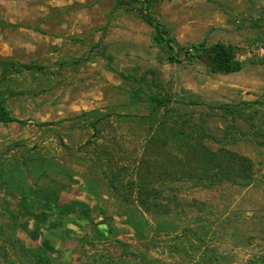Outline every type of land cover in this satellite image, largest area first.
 Masks as SVG:
<instances>
[{
  "label": "rangeland",
  "instance_id": "374dc122",
  "mask_svg": "<svg viewBox=\"0 0 264 264\" xmlns=\"http://www.w3.org/2000/svg\"><path fill=\"white\" fill-rule=\"evenodd\" d=\"M125 1L0 0V62L31 68L0 75L25 122L0 124V228L64 264H264V0L150 3L179 44L234 47L229 75L170 63ZM152 94L167 100L155 111ZM199 143L249 158L252 184L169 175ZM8 250L0 238V264Z\"/></svg>",
  "mask_w": 264,
  "mask_h": 264
},
{
  "label": "trees",
  "instance_id": "16d2710c",
  "mask_svg": "<svg viewBox=\"0 0 264 264\" xmlns=\"http://www.w3.org/2000/svg\"><path fill=\"white\" fill-rule=\"evenodd\" d=\"M116 7L128 6V2L125 0H116ZM139 1L141 8L138 10L142 17V20L150 25L154 30L153 41L157 46L166 48L169 51L174 52L167 57L170 63H180V57L205 59L210 70L216 74L229 75L238 73L241 71L243 65L237 58V53L234 47L224 45L221 43H214L207 45L205 42H199L190 45L179 44L165 29L160 22L153 18L150 9V3L154 0H132ZM145 8V9H144ZM264 46V39L263 44ZM104 58L111 65V58L105 56ZM0 68L2 70V77H5L9 71H13L18 74L22 70H30L29 66L17 64L11 61L0 62ZM111 71L113 69L109 68ZM119 76L124 80L134 81L133 76L119 73ZM1 84V82H0ZM13 94V90L10 87L5 90H0V124L17 123L19 125H25V122L14 117L5 105V96ZM133 98V96H132ZM146 101L150 104L152 110H157L164 106L167 102L164 98H160L154 94L148 96ZM39 127L50 126L51 123L37 124ZM258 142L259 145L264 146V136ZM168 162V174L174 179H190L200 186L211 188L218 183L227 182L239 187H247L252 184L254 180L253 163L252 161L238 153L227 149H219L212 151L203 144L189 145L184 153L180 156H172ZM155 166H150L148 172L155 168L156 171L163 167L161 162L154 163ZM160 165V167H158ZM142 187V184H141ZM144 190H148L144 186ZM151 190V189H149ZM75 205V204H74ZM74 205H71L72 209H75ZM134 227L135 225L132 224ZM135 228V227H134ZM136 229V228H135ZM5 237L8 250V263L9 264H64L57 260L54 254L46 250H33L27 248L20 240L13 238L10 235H5V232L0 228V238ZM13 254H9L10 251Z\"/></svg>",
  "mask_w": 264,
  "mask_h": 264
}]
</instances>
